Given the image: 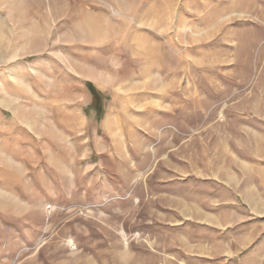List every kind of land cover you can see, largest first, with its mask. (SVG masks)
<instances>
[{
    "label": "rangeland",
    "instance_id": "1",
    "mask_svg": "<svg viewBox=\"0 0 264 264\" xmlns=\"http://www.w3.org/2000/svg\"><path fill=\"white\" fill-rule=\"evenodd\" d=\"M0 264H264V0H0Z\"/></svg>",
    "mask_w": 264,
    "mask_h": 264
},
{
    "label": "trees",
    "instance_id": "2",
    "mask_svg": "<svg viewBox=\"0 0 264 264\" xmlns=\"http://www.w3.org/2000/svg\"><path fill=\"white\" fill-rule=\"evenodd\" d=\"M92 96L94 97V104L93 107L97 111V113L101 114L103 112V108L101 106V100L103 99L102 94L93 87L92 84H87Z\"/></svg>",
    "mask_w": 264,
    "mask_h": 264
},
{
    "label": "bare ground",
    "instance_id": "3",
    "mask_svg": "<svg viewBox=\"0 0 264 264\" xmlns=\"http://www.w3.org/2000/svg\"><path fill=\"white\" fill-rule=\"evenodd\" d=\"M85 22V21H84Z\"/></svg>",
    "mask_w": 264,
    "mask_h": 264
}]
</instances>
